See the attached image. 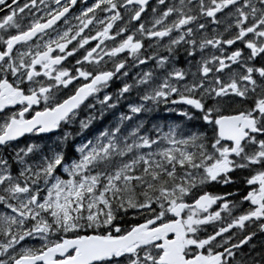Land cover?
Returning a JSON list of instances; mask_svg holds the SVG:
<instances>
[{"label":"snow or ice","instance_id":"snow-or-ice-1","mask_svg":"<svg viewBox=\"0 0 264 264\" xmlns=\"http://www.w3.org/2000/svg\"><path fill=\"white\" fill-rule=\"evenodd\" d=\"M0 264H264V0H0Z\"/></svg>","mask_w":264,"mask_h":264}]
</instances>
